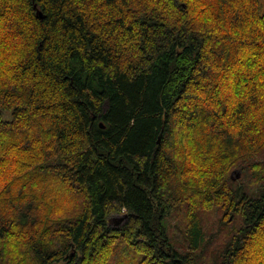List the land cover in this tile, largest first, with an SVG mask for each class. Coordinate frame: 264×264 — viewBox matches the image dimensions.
<instances>
[{"label":"trees","instance_id":"16d2710c","mask_svg":"<svg viewBox=\"0 0 264 264\" xmlns=\"http://www.w3.org/2000/svg\"><path fill=\"white\" fill-rule=\"evenodd\" d=\"M155 3L0 0V241L27 235L29 264H240L264 237V0ZM55 192L81 207L45 223Z\"/></svg>","mask_w":264,"mask_h":264},{"label":"clouds","instance_id":"9594fccd","mask_svg":"<svg viewBox=\"0 0 264 264\" xmlns=\"http://www.w3.org/2000/svg\"><path fill=\"white\" fill-rule=\"evenodd\" d=\"M148 4H149V8L155 7L158 10L164 8L163 3L157 4L155 3V0H148ZM136 6L138 7V5ZM171 7L172 5L169 2V8ZM199 7H203V5H197L196 6L197 11ZM104 11H107V9H105ZM164 11L167 12L168 9H164ZM173 12L175 13V15H179V13L175 12V9H173ZM175 15L170 16L169 19L170 20L175 19ZM190 16H197V12L196 11L190 12ZM104 18L107 19V17H104ZM187 18L188 17L182 18L180 23H183V19H187ZM200 19H203V17L197 16V20H200ZM195 22L196 21H193V23ZM251 26L259 27L260 31L264 32V22L255 21L253 19V24ZM199 30L203 31L204 29L201 28ZM4 31H7V29H4ZM244 31L247 32V28H245ZM257 38L259 39V37ZM16 39L19 40L21 38L17 37ZM22 44H23V41L21 40V43L17 44V48L22 47ZM27 50H30V46H29V49ZM22 55L23 53L17 52L16 55L11 57L9 60H5L4 65L7 66L9 63H14L16 59L18 57H22ZM262 64H264V56H262L259 62L253 66V70H255L256 68H259ZM214 70L219 72L222 69L215 68ZM11 75L12 73L9 72L7 68L5 67L3 79L8 80L9 84L17 83V81L10 79ZM4 87H8V84H5ZM260 91H261L260 100L264 101V88H261ZM244 99H247V97L244 96ZM224 102L225 104H228L229 107H232L235 105L236 98L233 97L232 100L230 101L226 100ZM17 103H20V101H17ZM212 107L218 108L219 105H213ZM260 112H264V107L260 109ZM256 115H259V113H257ZM252 118H255V117H252ZM35 130L36 129L33 128L30 131L35 132ZM237 130H238L237 126H232L231 131L233 133H235ZM188 146L190 147L191 145H188ZM37 147H39V145H37ZM16 154H17L16 149H12V151L9 153V155L13 158H15ZM26 155H27L26 153L21 154V158H24V156ZM179 158L183 159V157H179ZM183 166L184 165H182V167ZM187 166H190L193 169L207 167V165H201L200 163H198L197 159L193 157L188 158ZM5 168L7 169V172L5 174L4 183H7L8 180H10L13 175H19L20 173L27 171V169L19 168V165L15 163H12L10 167L8 165H5ZM12 169H18V171L12 172ZM177 179L181 183H183L184 181L189 182L188 189L186 191L181 190L182 194L185 196H188L189 193H194L195 189H204L207 187V185L204 183L205 177L201 176L195 170L189 171L184 176L178 177ZM15 187H18V185L14 186L13 190H15ZM33 188H37V186L33 185ZM193 198L200 199L201 197L198 194H196L194 195ZM80 207H81V204H80L79 197L73 196L71 192H64L63 195H61L58 192H55L45 197V203H43L40 206L38 214L40 215L41 220L45 223H57V222L63 223L71 219L73 216L77 215L79 213ZM208 210L210 211L211 209H208ZM127 211H128L127 208H124V207L121 208V212H127ZM43 226H44V223H41V224H37L35 227L37 229H40ZM13 230L14 231L16 230L15 225L13 226ZM44 239L47 240L48 237L45 236ZM258 239H259L258 243H255L249 247L247 256L250 257V259L241 261L240 264H264V237H260ZM27 240H28L27 235H23L20 237L9 235L7 237L6 242L0 241V245H2L5 250V259L9 261V264H17V261H20L21 264H29V261L26 258H23L22 252H21L22 249L28 248V244L24 243V241H27ZM100 264H109V260L106 259L105 256H102L100 257Z\"/></svg>","mask_w":264,"mask_h":264},{"label":"rangeland","instance_id":"374dc122","mask_svg":"<svg viewBox=\"0 0 264 264\" xmlns=\"http://www.w3.org/2000/svg\"><path fill=\"white\" fill-rule=\"evenodd\" d=\"M234 172H235L236 176H237V173L240 172V176L237 179L241 178V176L243 175V171L241 169H239V168L235 169ZM237 179H235V180H237ZM113 217H114L113 219L111 218V223L113 225H119V224H122L124 222V219H123L124 217H121V216H118V215H115Z\"/></svg>","mask_w":264,"mask_h":264},{"label":"water","instance_id":"95a60500","mask_svg":"<svg viewBox=\"0 0 264 264\" xmlns=\"http://www.w3.org/2000/svg\"><path fill=\"white\" fill-rule=\"evenodd\" d=\"M38 14L40 15V17H43V15H42V13H41L40 10L38 11ZM102 126H103V125H102ZM239 176H240V172L237 173V176L235 175V172H233V174H232V177H233L234 180L237 179ZM126 215H127V214H124V215H118V216L124 217V216H126Z\"/></svg>","mask_w":264,"mask_h":264}]
</instances>
